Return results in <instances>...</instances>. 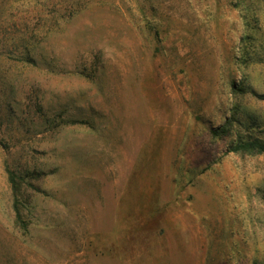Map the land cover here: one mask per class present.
<instances>
[{"label": "rangeland", "instance_id": "374dc122", "mask_svg": "<svg viewBox=\"0 0 264 264\" xmlns=\"http://www.w3.org/2000/svg\"><path fill=\"white\" fill-rule=\"evenodd\" d=\"M253 138L264 0H0V264H264Z\"/></svg>", "mask_w": 264, "mask_h": 264}, {"label": "trees", "instance_id": "16d2710c", "mask_svg": "<svg viewBox=\"0 0 264 264\" xmlns=\"http://www.w3.org/2000/svg\"><path fill=\"white\" fill-rule=\"evenodd\" d=\"M216 133V132H215ZM241 151H252L257 153L264 152V140L259 138H253V139H246V140H239L229 152H241ZM14 203H13V211H14V219L15 222L19 226H24L25 222L22 218L20 209L18 207L17 203V188L14 187Z\"/></svg>", "mask_w": 264, "mask_h": 264}]
</instances>
